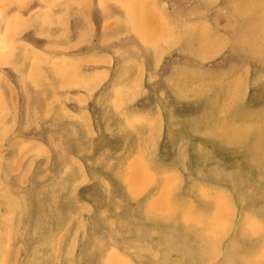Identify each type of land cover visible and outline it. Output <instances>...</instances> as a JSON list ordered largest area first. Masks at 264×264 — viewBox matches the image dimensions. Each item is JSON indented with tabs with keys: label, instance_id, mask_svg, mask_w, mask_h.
Wrapping results in <instances>:
<instances>
[{
	"label": "rangeland",
	"instance_id": "obj_1",
	"mask_svg": "<svg viewBox=\"0 0 264 264\" xmlns=\"http://www.w3.org/2000/svg\"><path fill=\"white\" fill-rule=\"evenodd\" d=\"M0 88L2 264H264V0H0Z\"/></svg>",
	"mask_w": 264,
	"mask_h": 264
},
{
	"label": "bare ground",
	"instance_id": "obj_2",
	"mask_svg": "<svg viewBox=\"0 0 264 264\" xmlns=\"http://www.w3.org/2000/svg\"><path fill=\"white\" fill-rule=\"evenodd\" d=\"M16 1V0H15ZM25 1V0H24ZM87 1V0H86ZM158 1V0H157ZM89 2V1H88ZM93 2V1H92ZM82 3V2H81ZM22 4H23V2H22ZM85 6V5H84ZM154 6H156V5H154ZM257 6V5H256ZM73 7V6H72ZM43 8V7H42ZM106 8H107V5H106ZM157 8V7H156ZM260 8V7H259ZM132 9H137V8H132ZM158 9V8H157ZM261 9V8H260ZM79 10V9H78ZM123 10V9H122ZM162 10V9H161ZM105 11V10H104ZM159 11V10H158ZM238 11V10H237ZM248 11V10H247ZM78 12V11H77ZM135 12L136 13H140L138 10H135ZM75 13V12H74ZM63 14V13H62ZM161 14V13H160ZM19 15V14H18ZM69 16V15H68ZM20 17H22V16H20ZM34 17V16H33ZM120 17V16H119ZM161 17H162V15H161ZM68 18V17H67ZM234 18V17H233ZM21 19V18H20ZM23 19V18H22ZM32 19V18H31ZM34 19V18H33ZM126 19L128 20V18L126 17ZM169 19V18H168ZM243 19V18H242ZM5 20V19H4ZM29 20V19H28ZM120 20H122V19H120ZM126 20V21H127ZM164 20V19H163ZM22 21H25V19L24 20H22ZM21 21V22H22ZM117 21V20H116ZM119 21V20H118ZM126 21H123V22H126ZM129 21V20H128ZM166 21H168V20H166ZM36 22V21H35ZM35 22H34V24H35ZM121 22V21H120ZM151 22V21H150ZM18 23H19V21L17 22V25H18ZM107 23V22H106ZM153 23V22H152ZM171 23V22H170ZM174 23V22H173ZM187 23V22H186ZM203 23V22H202ZM237 23V22H236ZM3 24V23H2ZM24 25H25V23H23ZM31 24V23H30ZM33 24V23H32ZM61 24V23H60ZM63 24V23H62ZM59 25V24H58ZM65 25V24H64ZM158 26H156V25H154V26H152L151 24H149V23H147V22H145L144 24H143V29L142 30H140V33L142 34V36L144 37V38H146V39H149L147 36H151L152 34H153V31L156 29V30H159L158 29V27L159 28H162L163 27V24H161V22H159L158 24H157ZM166 25H167V23H166ZM185 25V24H184ZM188 25H190V22H189V24ZM191 25H192V23H191ZM190 25V26H191ZM193 25H195L194 23H193ZM192 25V26H193ZM200 25H202V24H200ZM244 25V24H243ZM19 26V25H18ZM82 26V25H81ZM129 26V25H128ZM171 26V25H170ZM173 26H174V24H173ZM191 26V27H192ZM207 26V25H206ZM24 27V26H23ZM109 27V26H108ZM172 27V26H171ZM171 27H170V29H171ZM178 27V26H177ZM189 27V26H188ZM187 27V28H188ZM20 28V27H19ZM25 28H28L27 27V24H26V26H25ZM45 28V27H44ZM104 28V27H103ZM129 28V27H128ZM128 28H127V31H128ZM168 28H169V26H168ZM185 27H183V29H184ZM190 28V27H189ZM194 28V27H193ZM196 28V27H195ZM14 29V28H13ZM126 29V28H125ZM173 30L175 29V27H173L172 28ZM172 29H171V31H172ZM177 29V28H176ZM179 29V28H178ZM209 29V28H208ZM211 29V28H210ZM20 30H22V29H20ZM51 30V29H50ZM106 30V29H105ZM155 30V31H156ZM191 30H193V29H191ZM23 31V30H22ZM42 31V30H41ZM180 31V30H179ZM178 31V32H179ZM187 31V34H188V31L190 32V30H186ZM204 31V30H203ZM203 31H202V33H203ZM19 32V31H18ZM132 32V31H131ZM174 33H175V31H173ZM205 32V31H204ZM10 33V32H9ZM180 33V32H179ZM179 33H177V35L179 34ZM184 34H185V32H183ZM182 33V34H183ZM191 33V32H190ZM207 33H208V31H207ZM210 33H211V30H210ZM16 34H18V33H16ZM127 34V33H126ZM130 34H132V33H130ZM216 34H218L217 32H216ZM61 35V34H60ZM118 35V34H117ZM203 35V34H202ZM207 35V34H206ZM211 35V34H210ZM65 37V36H64ZM175 37V36H174ZM180 37H181V39H182V36H179V38L177 39L178 41L180 40ZM191 37H192V35H191ZM203 37V36H202ZM207 37H209V36H206V38ZM227 37V36H226ZM211 38H212V36H211ZM216 38V37H215ZM81 39V38H80ZM108 39V38H107ZM139 39V38H138ZM227 39V38H226ZM202 40V39H201ZM205 40V39H204ZM116 41V40H115ZM173 41V40H172ZM203 41V40H202ZM15 42H17V41H15ZM166 42V41H165ZM106 43V42H105ZM220 43V42H219ZM224 43V42H223ZM17 44H19V43H17ZM22 44V43H21ZM176 44V43H175ZM178 44V43H177ZM201 44H202V42H201ZM206 44V43H205ZM207 44H208V39H207ZM209 44H211V43H209ZM23 45H26L25 43L23 44ZM87 45V44H86ZM143 45V44H142ZM183 45V44H182ZM203 45V44H202ZM229 45V44H228ZM13 46H14V44H13ZM19 46V45H18ZM29 46V45H28ZM214 46V45H213ZM15 47V46H14ZM19 47H21V46H19ZM163 47V46H162ZM187 47V46H186ZM206 47V46H205ZM251 47V46H250ZM252 47H254V46H252ZM56 48V47H55ZM157 48V47H156ZM155 48V49H156ZM2 49H5V48H2ZM19 49V48H18ZM29 49V48H28ZM58 49V48H57ZM252 49V48H251ZM24 50V49H23ZM27 50V49H26ZM53 50V49H52ZM218 50V49H217ZM254 50H256V49H254ZM6 51V50H5ZM31 51H32V49H31ZM30 51V52H31ZM35 51V50H34ZM141 51V50H140ZM149 51V50H148ZM147 51V52H148ZM179 51V50H178ZM257 51V50H256ZM12 52V51H11ZM33 52V51H32ZM123 52V51H122ZM142 52V51H141ZM162 52V51H161ZM95 53V52H94ZM119 53V52H118ZM9 54V53H8ZM32 54V53H31ZM44 54V53H43ZM127 54V53H126ZM35 55H36V53H35ZM35 55H33V56H35ZM117 55V54H116ZM124 55V54H123ZM44 56V55H43ZM61 57V56H60ZM7 58L9 59V56H7ZM6 58V59H7ZM35 58V57H34ZM69 58V57H68ZM85 58V57H84ZM36 59V58H35ZM263 59V58H262ZM11 61H12V57H11ZM128 61H130L129 59H128ZM7 62H9V61H7ZM54 62V61H53ZM3 63H4V61H3ZM243 63V62H242ZM99 64V63H98ZM128 64V63H127ZM238 65V64H237ZM157 66V65H156ZM123 67V66H122ZM125 68V67H124ZM245 68V67H244ZM56 69V68H55ZM90 69V68H89ZM125 69H127V67L125 68ZM219 70V69H218ZM41 71V70H40ZM138 71V70H137ZM53 72V71H52ZM41 73H42V71H41ZM54 73V72H53ZM141 73V72H140ZM52 74V73H51ZM137 74V73H136ZM32 75V74H31ZM42 75V74H41ZM247 75V74H246ZM86 76H88V75H86ZM118 76H119V73H118ZM133 76V75H132ZM167 76V75H166ZM52 77V76H51ZM121 77V76H120ZM123 77V76H122ZM7 78V77H6ZM59 78V77H58ZM85 78V77H84ZM129 79V78H128ZM57 80V79H56ZM131 80V79H130ZM44 81V80H43ZM118 81V80H117ZM259 81V80H258ZM96 82H97V80H96ZM199 82V81H198ZM50 83V82H49ZM150 83V82H149ZM201 83V82H200ZM254 83V82H253ZM42 84V83H41ZM98 84V83H97ZM225 84V83H224ZM234 84V83H233ZM236 84V83H235ZM238 84V83H237ZM33 85V84H32ZM49 85V84H48ZM202 85V84H201ZM232 85V84H231ZM34 86V85H33ZM45 86V85H44ZM43 86V87H44ZM50 86V85H49ZM178 86V85H177ZM239 86V85H238ZM83 87V86H82ZM167 87H168V85H167ZM201 87V86H200ZM192 88V87H191ZM1 89V88H0ZM55 89H56V86H55ZM69 89V88H68ZM12 90V89H11ZM34 91V90H33ZM127 91V90H126ZM136 91H138V90H136ZM11 92H13V91H11ZM128 93H129V91H127ZM14 93V92H13ZM88 93V92H87ZM124 93H126L125 91H124ZM123 93V94H124ZM244 93V92H243ZM242 93V94H243ZM90 94V93H89ZM159 94V93H158ZM239 94H241L240 92H239ZM3 95V94H2ZM43 95V94H42ZM115 95V94H114ZM127 95V94H126ZM209 95V94H208ZM100 96H101V94H100ZM109 97V96H108ZM230 97H231V95H230ZM14 98V97H13ZM101 98V97H100ZM126 98V97H125ZM99 99V98H98ZM122 99V98H121ZM123 99H124V97H123ZM125 100V99H124ZM240 101V100H239ZM66 102V101H65ZM14 103V102H13ZM28 104V103H27ZM90 104V103H89ZM128 104V103H127ZM14 105V104H13ZM16 106V105H15ZM127 106V105H126ZM125 106V107H126ZM130 106V105H129ZM81 107V106H80ZM124 107V108H125ZM133 107V106H132ZM19 108V107H18ZM49 108V107H48ZM225 108V107H224ZM229 109V108H228ZM227 109V110H228ZM9 110V109H8ZM27 110V109H26ZM149 110V109H148ZM68 111V110H67ZM104 111V110H103ZM126 111V110H125ZM128 111V110H127ZM150 111V110H149ZM148 111V112H149ZM157 111V110H156ZM230 111V110H229ZM52 112V111H51ZM81 112V111H80ZM107 112V111H106ZM224 112V111H223ZM29 113H30V111H29ZM35 113V112H34ZM33 113V114H34ZM49 113V112H48ZM153 113V112H152ZM250 113V112H249ZM10 114V113H9ZM27 114V113H26ZM256 114V113H255ZM8 115V114H7ZM3 116V115H2ZM32 116V115H31ZM56 116V115H55ZM103 116V115H102ZM128 116V115H127ZM205 116V115H204ZM233 116V115H232ZM18 117V116H17ZM30 117V116H29ZM108 117H110V116H108ZM120 117H122V116H120ZM150 117V116H149ZM39 118V117H38ZM37 118V119H38ZM47 118V117H46ZM71 118V117H70ZM129 118H130V116H129ZM147 118V117H146ZM41 119V118H40ZM113 119V118H112ZM9 120V119H8ZM14 120V119H13ZM44 120V119H43ZM127 120V119H126ZM132 120V119H131ZM247 120V119H246ZM128 121V120H127ZM255 121V120H254ZM64 122V121H63ZM81 122V121H80ZM251 122V121H250ZM49 123V122H48ZM126 123V122H125ZM12 124V123H11ZM14 124V123H13ZM85 124V123H84ZM111 124V123H110ZM145 124V123H144ZM149 124H151V123H149ZM135 125V124H134ZM33 126V125H32ZM86 126V125H85ZM138 126V125H137ZM208 126H209V124H208ZM213 126V125H212ZM4 127V126H3ZM133 127V126H132ZM139 127V126H138ZM156 128H157V126H155ZM25 128V127H24ZM129 128H130V126H129ZM4 129V128H3ZM114 129V128H113ZM134 129V128H133ZM151 130V129H150ZM153 130V129H152ZM156 130V129H155ZM216 130V129H215ZM11 131V130H10ZM9 131V132H10ZM25 131V130H24ZM60 131V130H59ZM240 131V130H239ZM84 132V131H83ZM149 132V131H148ZM147 132V133H148ZM1 133V132H0ZM235 133V132H234ZM4 134H5V132H4ZM125 134V133H124ZM3 135V134H2ZM146 135V134H145ZM149 135V134H148ZM219 135V134H218ZM1 136V135H0ZM128 136V135H127ZM229 136V135H228ZM231 136H233V134H231ZM1 138V137H0ZM5 138V137H4ZM50 138V137H49ZM58 138V137H57ZM149 138V137H148ZM153 139V138H152ZM219 139V138H218ZM220 139H221V137H220ZM52 140V139H51ZM149 140V139H148ZM104 141V140H103ZM253 141V140H252ZM53 143H54V141H53ZM8 145V144H7ZM242 145V144H241ZM56 146H57V144H56ZM77 146V145H76ZM145 146V145H144ZM253 146V145H252ZM143 147V146H142ZM59 148H61V147H59ZM111 148V147H110ZM136 148H137V144H136ZM260 147H258L257 149H256V147H255V149L258 151V149H259ZM30 149V148H29ZM58 149V148H57ZM62 149V148H61ZM80 149V148H79ZM89 149V148H88ZM115 150V149H114ZM86 151V150H85ZM104 152V151H103ZM3 153H5V152H3ZM65 153V152H64ZM105 154V153H104ZM116 154H118V153H116ZM56 155V154H55ZM66 155V154H65ZM64 155V156H65ZM96 155V154H95ZM264 157V156H263ZM252 158V157H251ZM258 158V157H257ZM10 159V158H9ZM70 159V158H69ZM72 159V158H71ZM108 159V158H107ZM111 159V158H110ZM12 160V159H11ZM60 160V159H59ZM86 160V159H85ZM49 162V161H48ZM64 162V161H63ZM67 162V161H66ZM70 162V161H69ZM72 163V162H71ZM29 164V163H28ZM61 164V163H60ZM104 164V163H103ZM106 164H107V162H106ZM18 165V164H17ZM24 165V164H23ZM107 167V166H106ZM71 168V167H70ZM77 168V167H76ZM138 169V168H137ZM78 170V169H77ZM2 171V170H1ZM138 171L140 172L141 171V169H138ZM136 169H135V173L136 172H138ZM24 172V171H23ZM79 172V171H78ZM14 173V172H13ZM71 173V172H70ZM16 174V173H15ZM6 175V174H5ZM71 175V174H70ZM68 178V177H67ZM39 179V178H38ZM60 179V178H59ZM100 179V178H99ZM60 180H62V179H60ZM102 179H100V181H101ZM2 181V180H1ZM168 181V180H167ZM22 182V181H21ZM37 182V181H36ZM105 182V181H104ZM19 183V182H18ZM102 183V182H101ZM176 183V182H175ZM2 184V183H1ZM20 185H21V183H20ZM52 185V184H51ZM63 188V187H62ZM164 188V187H163ZM162 189V188H161ZM50 190V189H49ZM70 195V194H69ZM7 196H8V194H7ZM9 197V196H8ZM17 197V196H16ZM33 197V196H32ZM31 197V198H32ZM51 197H52V195H51ZM2 200V199H1ZM76 201V200H75ZM8 202V201H7ZM14 202V201H13ZM24 204V203H23ZM160 207H161V205H160ZM179 211V210H178ZM173 213V212H172ZM8 215V214H7ZM174 215V214H173ZM2 219V218H1ZM7 219V218H6ZM7 222V221H6ZM69 222H70V220H69ZM69 224V223H68ZM9 229V228H8ZM28 232V231H27ZM8 234V233H7ZM1 236V235H0ZM34 236V235H33ZM8 237H9V235H8ZM63 238V237H62ZM1 240H2V237H1ZM96 240V239H95ZM171 241V240H170ZM9 242V241H8ZM78 246V245H77ZM235 246V245H234ZM10 247V246H9ZM217 249V248H216ZM220 250V249H219ZM48 255V254H47ZM2 256V254H0V257ZM218 256V255H217ZM6 258V257H5ZM213 258V257H212ZM56 260V259H55ZM0 261H1V259H0ZM5 262V261H4ZM3 262V263H4ZM1 264H2V262H0ZM113 264H116V263H113Z\"/></svg>",
	"mask_w": 264,
	"mask_h": 264
}]
</instances>
